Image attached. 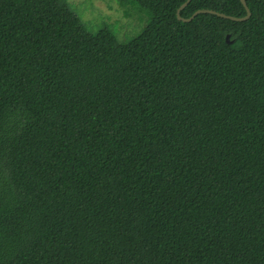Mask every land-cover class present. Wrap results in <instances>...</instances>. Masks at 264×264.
Instances as JSON below:
<instances>
[{
	"label": "trees",
	"instance_id": "16d2710c",
	"mask_svg": "<svg viewBox=\"0 0 264 264\" xmlns=\"http://www.w3.org/2000/svg\"><path fill=\"white\" fill-rule=\"evenodd\" d=\"M122 1L0 0V264H264V0Z\"/></svg>",
	"mask_w": 264,
	"mask_h": 264
},
{
	"label": "rangeland",
	"instance_id": "374dc122",
	"mask_svg": "<svg viewBox=\"0 0 264 264\" xmlns=\"http://www.w3.org/2000/svg\"><path fill=\"white\" fill-rule=\"evenodd\" d=\"M69 8L91 31L105 28L119 42L135 37L148 20V14L135 10L122 0H67Z\"/></svg>",
	"mask_w": 264,
	"mask_h": 264
},
{
	"label": "water",
	"instance_id": "95a60500",
	"mask_svg": "<svg viewBox=\"0 0 264 264\" xmlns=\"http://www.w3.org/2000/svg\"><path fill=\"white\" fill-rule=\"evenodd\" d=\"M190 0H185L176 10V17L179 21H183V22H189L191 21L196 15L198 14H213V15H216L220 18H224V19H229L231 21H238V22H241V21H245L249 18L250 16V12L245 4V1L244 0H239L241 5L243 6L244 10H245V15L242 16V17H239V18H236V17H232V16H227V15H224L222 13H218V12H215L213 10H209V9H200V10H197L195 11L192 15H190L188 18H181L180 17V11L187 5V3L189 2ZM225 41L226 43H232V41H229V35H226L225 36Z\"/></svg>",
	"mask_w": 264,
	"mask_h": 264
},
{
	"label": "flooded vegetation",
	"instance_id": "af4514ba",
	"mask_svg": "<svg viewBox=\"0 0 264 264\" xmlns=\"http://www.w3.org/2000/svg\"><path fill=\"white\" fill-rule=\"evenodd\" d=\"M250 17V16H249Z\"/></svg>",
	"mask_w": 264,
	"mask_h": 264
}]
</instances>
